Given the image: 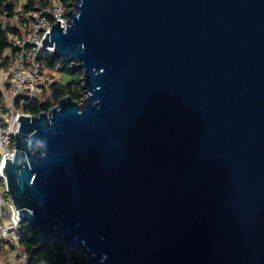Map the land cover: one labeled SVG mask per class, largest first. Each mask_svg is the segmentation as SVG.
Returning <instances> with one entry per match:
<instances>
[{"label": "water", "instance_id": "95a60500", "mask_svg": "<svg viewBox=\"0 0 264 264\" xmlns=\"http://www.w3.org/2000/svg\"><path fill=\"white\" fill-rule=\"evenodd\" d=\"M69 6L42 46L86 95L18 117L22 223L86 264H264V0Z\"/></svg>", "mask_w": 264, "mask_h": 264}, {"label": "built area", "instance_id": "2783aa9c", "mask_svg": "<svg viewBox=\"0 0 264 264\" xmlns=\"http://www.w3.org/2000/svg\"><path fill=\"white\" fill-rule=\"evenodd\" d=\"M71 9L61 0L26 13L21 8L15 9L11 19L13 30L7 33L10 44L8 52L4 53L7 65L0 64V241L3 250H11L8 264H28V255L20 245L19 230L23 223L9 196L4 163L14 158L18 117L34 116L25 108L52 82L48 79L49 68L44 65L43 53L54 55V52L53 48H44L42 41L58 21L68 22Z\"/></svg>", "mask_w": 264, "mask_h": 264}, {"label": "trees", "instance_id": "16d2710c", "mask_svg": "<svg viewBox=\"0 0 264 264\" xmlns=\"http://www.w3.org/2000/svg\"><path fill=\"white\" fill-rule=\"evenodd\" d=\"M20 0H0V64L7 65V58L4 53L10 48L7 39V33L13 30L11 19L14 15ZM52 0H23L22 10L24 13L45 8ZM66 6H69L73 0H62ZM7 18L4 23L3 18ZM44 65L49 69H57L61 74L77 73L78 78L62 84L60 81L52 83L48 87V91L41 93L29 106L26 111L38 115L41 112H47L51 107L59 102L60 99L70 96L73 100L80 102L84 98V89L82 86V72L74 70L70 64L62 62L56 55H50L48 52L43 53ZM49 93L47 99L44 97ZM20 245L23 251L28 255V264H40L47 262L48 264H86V258L76 246H70L65 241L53 239L46 241L42 238L38 229L23 223L19 230Z\"/></svg>", "mask_w": 264, "mask_h": 264}, {"label": "rangeland", "instance_id": "374dc122", "mask_svg": "<svg viewBox=\"0 0 264 264\" xmlns=\"http://www.w3.org/2000/svg\"><path fill=\"white\" fill-rule=\"evenodd\" d=\"M52 1H57V0H52ZM62 1V0H61ZM22 2H23V0H20L19 1V3H18V5H17V7H16V9H22ZM3 21H4V23H7V18L6 17H4L3 18ZM6 52H8L7 50H6ZM57 70V69H56ZM48 72H49V74H48V79L50 80V81H52L51 82V84L52 83H55V82H57V81H60L62 84H68L69 82H71V81H73V80H75V79H77L78 78V74L77 73H66V72H63L62 74L57 70L56 72H52V69H49L48 70ZM82 78V77H81ZM48 85H47V87H46V90L45 91H48V87L51 85V84H49V83H47ZM85 95H86V93L84 94V98H85ZM49 96V93L47 94V92H46V96L44 97V99H47V97ZM83 98V99H84ZM82 99V100H83ZM82 100L80 101V102H82ZM57 104V103H56ZM55 104V105H56ZM6 197V196H5ZM7 198V197H6ZM3 242L2 241H0V261L2 262V263H4V264H8L9 262H11V250H9V249H6V250H3Z\"/></svg>", "mask_w": 264, "mask_h": 264}, {"label": "crops", "instance_id": "0c3cea01", "mask_svg": "<svg viewBox=\"0 0 264 264\" xmlns=\"http://www.w3.org/2000/svg\"><path fill=\"white\" fill-rule=\"evenodd\" d=\"M0 264H4V263H2V262L0 261Z\"/></svg>", "mask_w": 264, "mask_h": 264}]
</instances>
